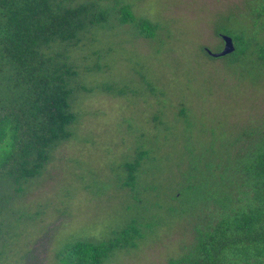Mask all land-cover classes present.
<instances>
[{"label":"trees","instance_id":"16d2710c","mask_svg":"<svg viewBox=\"0 0 264 264\" xmlns=\"http://www.w3.org/2000/svg\"><path fill=\"white\" fill-rule=\"evenodd\" d=\"M113 1L109 5L104 0H0V230L15 216L10 209L14 196H28L27 186L53 161V152L72 137L71 143H77L73 131L82 118L79 93H133L130 96L135 98L143 94L134 87L117 91L111 81L91 87L77 82L81 74L110 73L115 47L95 44L103 43L95 36L108 35L114 22L131 24V37L162 47L158 55L164 51L163 41H155L161 31L159 24L135 16L130 5L118 7L121 0ZM246 1L232 4L213 20L214 36L219 40L222 35L231 37L233 52L215 58L207 55V47L196 46L204 61H218L234 76L237 84L231 95L252 91L238 122L231 125L227 119L226 126L221 124L231 112L221 104L214 110H226V114L219 117L212 110L207 125L200 124L187 107L175 114L182 120L180 129L176 124L164 125L156 117L163 126L162 135L168 131L163 143L146 147L138 139L130 158L117 167L114 179V190L125 200L120 217L131 211L134 215L120 222L104 240L77 239L66 244L55 252L56 264H106L119 253L138 248L144 243H138L143 232L154 229L148 219L139 220L140 216L151 217L155 205L157 213L151 218L159 219L160 198H171L180 205L178 222L192 237L169 264H264V0ZM243 18L245 31L236 30ZM84 42L97 48H92L95 59L82 69L80 62L79 68L68 56ZM147 70L145 74L150 76ZM134 75L152 95L156 93L146 76L134 73L132 79ZM175 131L187 136L179 153L173 142L178 138L167 139ZM162 162L177 167L174 179L178 182L173 185L178 192L172 194L157 181V204H153L146 195L149 191L139 183L149 168ZM171 212L170 220L176 219L174 208L166 215Z\"/></svg>","mask_w":264,"mask_h":264},{"label":"rangeland","instance_id":"374dc122","mask_svg":"<svg viewBox=\"0 0 264 264\" xmlns=\"http://www.w3.org/2000/svg\"><path fill=\"white\" fill-rule=\"evenodd\" d=\"M238 1L121 0L118 7L130 5L135 16L146 17L161 26L155 41L157 44L163 41L164 51L158 55L157 50L162 47L143 38L131 37L132 25L129 23L117 25L114 22L108 35L96 34L95 39L103 43L86 42L113 44L114 62L106 76L98 72L87 77L81 74L78 83L91 87L111 81L118 86L117 91L134 87L139 89L138 94H143L137 99L130 96L133 93L122 96L79 93L78 105L82 111L77 110L82 112V118L73 131L77 143H71L72 137L67 145L53 152V161L27 186L28 196H14L10 209L11 216H15L0 230V264H56L55 252L66 244L77 239L104 240L107 233L118 229L120 222L133 216L131 211L120 217L125 200L123 194L114 190V179L118 174L117 167L130 158L138 139L145 141L146 147L163 143L168 131L163 137V126L158 124L156 117H160L164 125L172 123L180 129L182 120L175 114L181 107H187L200 124L207 125L206 119L212 110L219 117L226 114V110H214L221 104L231 108L221 124L226 126L227 119L231 125L238 122L252 91L231 95V90L235 93L237 82L230 71L218 61H204L196 52V46H205L214 53L222 50V40L213 34V20ZM104 2L112 5L114 1ZM245 19L240 25L237 23L236 30L245 31ZM233 22H237V18ZM94 47L82 43L81 48L69 54V61L75 62L77 67L80 62L83 69L95 59L92 55ZM146 70L150 76L145 74ZM134 73L143 78L146 76L156 93L152 95L137 75L132 79ZM168 138L169 141L178 138L173 141L175 152L183 151L186 135L175 131ZM177 171L173 163H157L141 176L139 184L149 191L146 195L153 201L154 188L158 191L157 181L163 189L166 187L167 191L177 195L178 190L173 185L177 181L174 179ZM171 200L159 199L158 205L163 206L159 219L151 218L157 213L155 205L151 217L144 213L140 216L139 220L148 219L146 222L154 228L143 232L142 240L138 242L143 244L119 253L106 264H169L170 260L176 259L183 251L182 245H187L192 237L180 227L184 226L178 222L182 218L180 205ZM170 208L177 211L174 221L170 220L174 212L166 215Z\"/></svg>","mask_w":264,"mask_h":264},{"label":"water","instance_id":"95a60500","mask_svg":"<svg viewBox=\"0 0 264 264\" xmlns=\"http://www.w3.org/2000/svg\"><path fill=\"white\" fill-rule=\"evenodd\" d=\"M221 38H222L223 43H224L222 50L217 52V53H212V52L206 50V53L208 56H210V57L212 56L215 58L223 57V56L228 55L234 51V45H233V42L231 40V37L222 35Z\"/></svg>","mask_w":264,"mask_h":264}]
</instances>
